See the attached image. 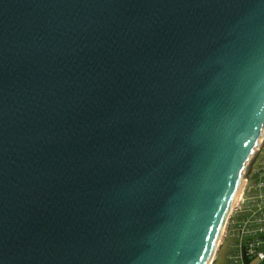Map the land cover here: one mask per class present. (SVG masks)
<instances>
[{"label":"water","instance_id":"water-1","mask_svg":"<svg viewBox=\"0 0 264 264\" xmlns=\"http://www.w3.org/2000/svg\"><path fill=\"white\" fill-rule=\"evenodd\" d=\"M264 138V0H0V264H213Z\"/></svg>","mask_w":264,"mask_h":264},{"label":"built area","instance_id":"built-area-1","mask_svg":"<svg viewBox=\"0 0 264 264\" xmlns=\"http://www.w3.org/2000/svg\"><path fill=\"white\" fill-rule=\"evenodd\" d=\"M264 150V138L260 146L258 155ZM250 164L253 167V163ZM264 165V158L262 160ZM248 167L244 177V188L240 196L238 206L233 210L226 235L230 233L235 238V244L232 247L231 258L235 262L250 264L257 261L256 264H264V169L258 170L256 175H260L257 181L251 185L250 175L252 167ZM255 192V193H254ZM248 193V194H247ZM246 196H249L246 198ZM258 207L252 211L247 210L252 207ZM225 235V236H226ZM229 257V259H231Z\"/></svg>","mask_w":264,"mask_h":264},{"label":"rangeland","instance_id":"rangeland-1","mask_svg":"<svg viewBox=\"0 0 264 264\" xmlns=\"http://www.w3.org/2000/svg\"><path fill=\"white\" fill-rule=\"evenodd\" d=\"M264 158V150L258 155L257 160L255 161V163H253V167L252 165H250V167H252V172L250 175V184H253L257 181V179L260 177V175H256V172L258 170L264 169V165L262 164V160ZM247 173V171H246ZM250 173V170L248 171L247 175ZM255 193V192H254ZM248 194V193H247ZM249 196H246V198H248ZM262 206H264V204H262ZM258 207H252L250 209L247 208V210L252 211L254 209H257ZM235 238L233 236L230 235V233L228 234V236L226 235L224 238V242L221 245L217 258L215 260V262L213 264H243L241 262H235L234 258H231L229 256V254H232V247L235 244ZM229 257L231 259H229ZM256 260L253 261L250 264H256Z\"/></svg>","mask_w":264,"mask_h":264}]
</instances>
